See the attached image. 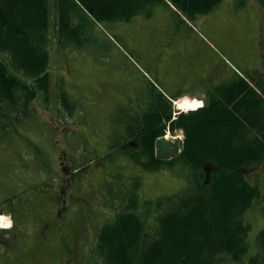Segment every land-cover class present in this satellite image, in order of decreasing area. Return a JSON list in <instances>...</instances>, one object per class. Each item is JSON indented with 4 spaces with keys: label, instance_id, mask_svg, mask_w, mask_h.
<instances>
[{
    "label": "rangeland",
    "instance_id": "374dc122",
    "mask_svg": "<svg viewBox=\"0 0 264 264\" xmlns=\"http://www.w3.org/2000/svg\"><path fill=\"white\" fill-rule=\"evenodd\" d=\"M49 2L53 22L48 46L49 98L48 102L37 98L31 104L32 112L15 122L11 120L7 133L0 131V209L20 200L35 210L41 206L44 190L57 193L65 180H71L74 199L69 200L70 216L82 238V264H100L96 253L99 229L119 212L127 211L133 193L140 199L146 230L152 233L158 216L155 202L183 191L190 182L183 164L172 170L147 172L123 154L124 147L110 151L111 145L126 137L127 115L131 122L143 115L155 90L171 97L193 96L202 91L198 82L216 67L227 68L226 73L229 67L240 70L248 81H257L254 90L258 108L243 106L241 111L251 114L255 121L249 136L255 141L263 137L264 145V10L259 0H224L209 16L192 20L191 28L177 11L163 4L127 22H99L89 16L81 42L68 44L56 35L57 11L54 0ZM237 2L242 7H237ZM156 15L162 17L153 19ZM78 25L75 20L73 26ZM182 47L192 58L205 59L204 63L197 66L181 58ZM171 54L175 55L174 65L169 63ZM185 69L187 74L193 73L192 85L178 81ZM62 90L77 105L71 116L64 111ZM199 105L187 101L185 109ZM5 110L0 106V112ZM262 166L246 170L248 181L259 186L263 194L244 216L251 227L248 253L240 262L226 258L225 264H248L261 252ZM1 215L9 218L11 213ZM35 226L42 224L37 222ZM31 250L27 247V257Z\"/></svg>",
    "mask_w": 264,
    "mask_h": 264
},
{
    "label": "trees",
    "instance_id": "16d2710c",
    "mask_svg": "<svg viewBox=\"0 0 264 264\" xmlns=\"http://www.w3.org/2000/svg\"><path fill=\"white\" fill-rule=\"evenodd\" d=\"M54 2L56 35L72 44L81 42L89 16L99 22H127L157 5L171 4L194 20L214 12L223 0ZM259 2L264 8V0ZM75 20L77 27L73 26ZM51 25L49 0H0V106L6 108L0 112V131L7 133L11 120L32 112L31 104L37 98L48 102ZM153 95L143 115L133 122L127 115V137L111 145L110 151L127 144V157L149 172L183 164L190 172V182L183 191L155 202L158 216L152 233L146 230L140 199L133 193L127 211L99 229L96 253L100 264H225L229 257L240 262L248 253L251 231L244 216L263 196L246 175L247 168L264 164L263 137L255 141L249 136L255 121L241 111L243 106L258 108L255 91L246 80L234 81L227 92L223 87L212 91L205 108L181 114L175 121L172 102L156 90ZM61 102L70 116L77 110L64 90ZM169 125L172 132L184 131V149L173 161H159L156 141ZM258 246L261 252L248 264H264V230Z\"/></svg>",
    "mask_w": 264,
    "mask_h": 264
},
{
    "label": "flooded vegetation",
    "instance_id": "af4514ba",
    "mask_svg": "<svg viewBox=\"0 0 264 264\" xmlns=\"http://www.w3.org/2000/svg\"><path fill=\"white\" fill-rule=\"evenodd\" d=\"M72 184L65 180L57 193L44 190L35 210L20 200L0 210L10 212L13 219L11 229L0 230V264H82V238L70 216ZM37 222L42 226L36 227Z\"/></svg>",
    "mask_w": 264,
    "mask_h": 264
},
{
    "label": "crops",
    "instance_id": "0c3cea01",
    "mask_svg": "<svg viewBox=\"0 0 264 264\" xmlns=\"http://www.w3.org/2000/svg\"><path fill=\"white\" fill-rule=\"evenodd\" d=\"M169 8V7H168ZM159 10H161V8H159ZM179 16V15H178ZM159 17H162V16H155L153 19H157ZM142 18L143 17H140L138 20L140 22H142ZM184 24L188 27V28H191L185 21H184ZM182 54H181V58L182 56H184V58L188 59L189 61H192L193 64L196 63L197 66H200L202 65L204 62L205 59H197L196 57H193L192 56H189L183 49L182 47ZM175 55L174 54H171L170 55V58H169V63H171L172 65H174L175 63ZM218 70V67H216V69L214 70H211L209 71L207 74H205L204 78L202 80H200L198 82L197 85H202L200 88H201V92H198L197 94L193 95V96H190L188 94H184L183 96H186V97H192V98H198V99H202L204 97V93L206 91H209L210 89H212V86L213 85H218L219 84V79L218 78H221L222 74H217V71ZM192 74L193 73H189L187 74L186 73V69L183 71V74H181V77L179 78V83H182V84H188V85H192V80H191V77H192ZM214 82V83H213ZM178 96H181V95H178ZM171 97V96H170ZM177 97V96H176Z\"/></svg>",
    "mask_w": 264,
    "mask_h": 264
},
{
    "label": "water",
    "instance_id": "95a60500",
    "mask_svg": "<svg viewBox=\"0 0 264 264\" xmlns=\"http://www.w3.org/2000/svg\"><path fill=\"white\" fill-rule=\"evenodd\" d=\"M183 142L179 139H159L156 145L157 158L159 160H171L180 154V148L183 147Z\"/></svg>",
    "mask_w": 264,
    "mask_h": 264
},
{
    "label": "bare ground",
    "instance_id": "6f19581e",
    "mask_svg": "<svg viewBox=\"0 0 264 264\" xmlns=\"http://www.w3.org/2000/svg\"><path fill=\"white\" fill-rule=\"evenodd\" d=\"M143 71V70H142ZM174 96V95H173ZM175 97V96H174ZM187 103V101H182V102H180L179 103V106H180V108L181 109H183V110H187V109H185V104ZM195 103H199V102H195ZM200 104V103H199ZM197 108V107H196ZM196 108H194V110L196 109ZM5 221V218H3V217H0V227L1 228H5V227H7V226H9V223L6 221V222H4Z\"/></svg>",
    "mask_w": 264,
    "mask_h": 264
}]
</instances>
